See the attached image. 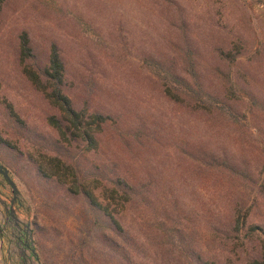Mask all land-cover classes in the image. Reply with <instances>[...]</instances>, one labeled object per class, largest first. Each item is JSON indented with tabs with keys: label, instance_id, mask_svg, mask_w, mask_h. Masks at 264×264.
<instances>
[{
	"label": "rangeland",
	"instance_id": "rangeland-1",
	"mask_svg": "<svg viewBox=\"0 0 264 264\" xmlns=\"http://www.w3.org/2000/svg\"><path fill=\"white\" fill-rule=\"evenodd\" d=\"M22 30L36 65L57 45L74 107L108 116L97 149L58 142L46 120L58 110L18 59ZM42 154L71 163L102 202L104 188L124 181L129 200L114 213L122 231L38 172ZM0 163L18 189L14 199L0 174V264H242L257 255L264 0H0Z\"/></svg>",
	"mask_w": 264,
	"mask_h": 264
},
{
	"label": "trees",
	"instance_id": "trees-1",
	"mask_svg": "<svg viewBox=\"0 0 264 264\" xmlns=\"http://www.w3.org/2000/svg\"><path fill=\"white\" fill-rule=\"evenodd\" d=\"M18 59L22 66L24 75L31 81L36 89L41 91L48 102L53 105L58 114H51L47 117V123L56 131L58 142L70 146L72 144L81 145L84 151L97 149L99 140L97 134L101 131L108 116L100 112H88L84 109H76L71 98L64 92L65 66L56 44H51L47 61L44 65L34 63L35 54L31 46L27 31L22 30L18 35ZM180 81V79H178ZM166 94L170 98L177 100L178 97L166 89ZM11 115L16 117L12 106L7 105ZM43 160L37 161V170L47 177H55L57 180L67 184V189L73 194L81 195L87 205L92 208L97 215L108 217L112 230L116 233L121 230L120 221L114 213L123 209L124 204L129 200L128 193L124 190L127 184L118 179L115 187L104 188L108 193L106 202L99 200L94 192V187L90 182L81 181L75 167L60 155H41ZM245 217L238 215L235 219L236 231L242 230ZM251 232H256L254 227H250ZM259 250L257 255L248 258L242 264H264V229H260ZM259 235V234H258ZM208 264H217L215 261H208ZM225 264H235L228 260Z\"/></svg>",
	"mask_w": 264,
	"mask_h": 264
},
{
	"label": "water",
	"instance_id": "water-1",
	"mask_svg": "<svg viewBox=\"0 0 264 264\" xmlns=\"http://www.w3.org/2000/svg\"><path fill=\"white\" fill-rule=\"evenodd\" d=\"M0 174L3 176V178L7 181V183L10 185L12 191H13V197L14 199L17 196V186L15 184V182L13 181V179L10 177L9 173H8V169L5 168L1 163H0ZM11 212H13V210H11ZM15 224L17 225V223L15 222ZM25 229L28 231V237H29V244L27 245V247L30 248L32 255H35V250L33 249L32 244H33V240H32V235L30 232V227H29V223H25L24 225Z\"/></svg>",
	"mask_w": 264,
	"mask_h": 264
},
{
	"label": "flooded vegetation",
	"instance_id": "flooded-vegetation-1",
	"mask_svg": "<svg viewBox=\"0 0 264 264\" xmlns=\"http://www.w3.org/2000/svg\"><path fill=\"white\" fill-rule=\"evenodd\" d=\"M25 230V233L27 234V236H28V231L26 230V229H24ZM29 238V237H28ZM28 245V244H27Z\"/></svg>",
	"mask_w": 264,
	"mask_h": 264
}]
</instances>
